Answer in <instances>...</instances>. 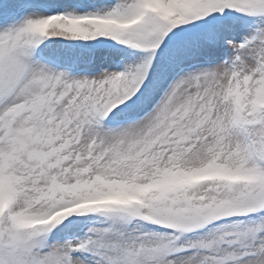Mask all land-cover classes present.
Here are the masks:
<instances>
[{
    "label": "snow or ice",
    "instance_id": "snow-or-ice-1",
    "mask_svg": "<svg viewBox=\"0 0 264 264\" xmlns=\"http://www.w3.org/2000/svg\"><path fill=\"white\" fill-rule=\"evenodd\" d=\"M0 264H264V0H0Z\"/></svg>",
    "mask_w": 264,
    "mask_h": 264
}]
</instances>
